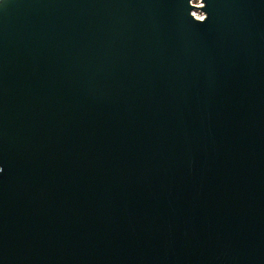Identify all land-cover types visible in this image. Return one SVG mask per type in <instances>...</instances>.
I'll use <instances>...</instances> for the list:
<instances>
[{"label":"water","instance_id":"1","mask_svg":"<svg viewBox=\"0 0 264 264\" xmlns=\"http://www.w3.org/2000/svg\"><path fill=\"white\" fill-rule=\"evenodd\" d=\"M202 2L0 0V264H264V0Z\"/></svg>","mask_w":264,"mask_h":264},{"label":"rangeland","instance_id":"2","mask_svg":"<svg viewBox=\"0 0 264 264\" xmlns=\"http://www.w3.org/2000/svg\"><path fill=\"white\" fill-rule=\"evenodd\" d=\"M192 2H193V4H195L196 6H198V7H196L193 10L194 14H196L197 16H201L202 13H203V10L201 8H199V7H201L203 5L202 0H192Z\"/></svg>","mask_w":264,"mask_h":264},{"label":"clouds","instance_id":"3","mask_svg":"<svg viewBox=\"0 0 264 264\" xmlns=\"http://www.w3.org/2000/svg\"><path fill=\"white\" fill-rule=\"evenodd\" d=\"M205 8H206V5H205ZM208 18H209L208 17V13L206 11H203L202 15L197 18V22L196 23L204 24L205 22H207ZM2 171H3V169L0 168V172H2Z\"/></svg>","mask_w":264,"mask_h":264},{"label":"built area","instance_id":"4","mask_svg":"<svg viewBox=\"0 0 264 264\" xmlns=\"http://www.w3.org/2000/svg\"><path fill=\"white\" fill-rule=\"evenodd\" d=\"M193 3V2H192ZM194 13V12H193ZM197 18L199 17V16H197L196 14H194Z\"/></svg>","mask_w":264,"mask_h":264}]
</instances>
